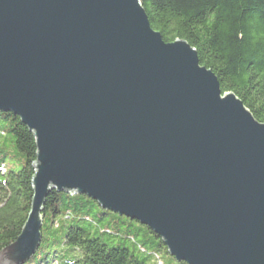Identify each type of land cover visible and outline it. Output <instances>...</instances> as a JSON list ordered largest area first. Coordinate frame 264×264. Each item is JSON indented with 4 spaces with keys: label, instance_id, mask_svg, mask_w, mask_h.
<instances>
[{
    "label": "water",
    "instance_id": "water-1",
    "mask_svg": "<svg viewBox=\"0 0 264 264\" xmlns=\"http://www.w3.org/2000/svg\"><path fill=\"white\" fill-rule=\"evenodd\" d=\"M0 111L37 149L0 264L36 253L53 189L147 226L178 262L264 264V122L140 0H0Z\"/></svg>",
    "mask_w": 264,
    "mask_h": 264
},
{
    "label": "trees",
    "instance_id": "trees-1",
    "mask_svg": "<svg viewBox=\"0 0 264 264\" xmlns=\"http://www.w3.org/2000/svg\"><path fill=\"white\" fill-rule=\"evenodd\" d=\"M140 2L164 41L186 40L216 75L222 93L233 92L264 122V0ZM3 120L8 125L0 126V135L7 133L14 142V163L20 167H7L0 158V250L17 238L30 210L37 150L33 133L19 117L0 111ZM43 213V244L24 264H165L161 254L170 256L171 264H187L176 261L147 226L102 209L84 194L53 189ZM109 214L115 225L127 220L123 232L98 227Z\"/></svg>",
    "mask_w": 264,
    "mask_h": 264
},
{
    "label": "rangeland",
    "instance_id": "rangeland-1",
    "mask_svg": "<svg viewBox=\"0 0 264 264\" xmlns=\"http://www.w3.org/2000/svg\"><path fill=\"white\" fill-rule=\"evenodd\" d=\"M3 125H8V122L3 120L0 123L1 128H3ZM15 151H16L15 144L11 138H8V134L6 133L4 135H0V158H3L7 167L12 168V167L16 166L14 163L15 162V153H16ZM20 162H21V158H20ZM16 167L17 168L20 167V164H18ZM126 221L127 220H125V219H121L120 224L115 225L112 223L113 222V216H111V214H109L106 216L105 219L98 222V227L99 226L100 227H110L111 229H117V231L123 232V229L128 224V223H126ZM132 226L135 227L136 225H132ZM43 234L45 235V232ZM144 235H146V233L142 231L141 236H144ZM41 244H43V240H42ZM161 256H162L165 264H171L172 263L170 256H168L167 254H161Z\"/></svg>",
    "mask_w": 264,
    "mask_h": 264
}]
</instances>
